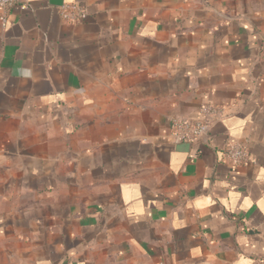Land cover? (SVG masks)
Segmentation results:
<instances>
[{"label":"crops","instance_id":"obj_1","mask_svg":"<svg viewBox=\"0 0 264 264\" xmlns=\"http://www.w3.org/2000/svg\"><path fill=\"white\" fill-rule=\"evenodd\" d=\"M204 104L221 109L208 135L175 143L171 121ZM234 142L237 168L221 157ZM0 264H264V0L10 9Z\"/></svg>","mask_w":264,"mask_h":264},{"label":"built area","instance_id":"obj_2","mask_svg":"<svg viewBox=\"0 0 264 264\" xmlns=\"http://www.w3.org/2000/svg\"><path fill=\"white\" fill-rule=\"evenodd\" d=\"M26 0H0V22L5 23L7 13L16 5ZM62 19L69 23L85 21L87 11L75 3H65L60 7ZM220 107L213 104H204L199 107V119L187 121L174 119L171 121V137L175 143H196L206 137L213 122L220 116ZM221 157L230 167L237 168L249 162L248 148L243 142L229 143L222 151Z\"/></svg>","mask_w":264,"mask_h":264}]
</instances>
